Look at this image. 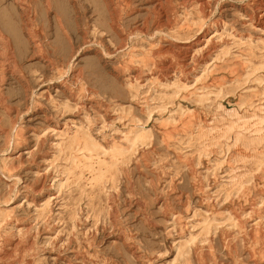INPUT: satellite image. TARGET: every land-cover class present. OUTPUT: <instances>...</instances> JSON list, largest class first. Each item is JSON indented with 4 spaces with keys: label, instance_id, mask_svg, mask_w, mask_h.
Listing matches in <instances>:
<instances>
[{
    "label": "rangeland",
    "instance_id": "374dc122",
    "mask_svg": "<svg viewBox=\"0 0 264 264\" xmlns=\"http://www.w3.org/2000/svg\"><path fill=\"white\" fill-rule=\"evenodd\" d=\"M262 13L0 0V264H264Z\"/></svg>",
    "mask_w": 264,
    "mask_h": 264
},
{
    "label": "bare ground",
    "instance_id": "6f19581e",
    "mask_svg": "<svg viewBox=\"0 0 264 264\" xmlns=\"http://www.w3.org/2000/svg\"><path fill=\"white\" fill-rule=\"evenodd\" d=\"M23 1V0H21ZM263 1V0H262ZM200 3V2H199ZM261 3V2H260ZM201 4V3H200ZM199 4V5H200ZM259 4V3H258ZM257 4V5H258ZM205 5V4H204ZM201 6H203L201 4ZM160 6H158L159 8ZM256 7V6H255ZM200 8V7H199ZM206 9V8H205ZM199 10V9H198ZM201 10V9H200ZM204 10V9H203ZM256 10V8H255ZM259 10V9H258ZM262 10V9H261ZM21 11L23 12L24 14V27L26 28V31L28 32V34L32 37H34V33L32 31V29H30V26H31V22H32V19L30 17V14L32 13V8L28 5L25 6V8H22ZM159 11V9H158ZM163 11V10H162ZM206 12V11H205ZM159 13V12H158ZM164 13V12H163ZM261 13V12H260ZM161 14V13H160ZM164 15V14H163ZM162 17V15H161ZM209 19V18H208ZM261 20L264 19V13H262L260 15V18ZM23 20V19H22ZM161 21V20H160ZM256 21V20H255ZM207 22V21H206ZM205 23V22H204ZM143 24V23H142ZM5 23L0 19V47L3 51L2 55L6 58L5 62L8 61V63L10 65H13L14 64V59L13 57H10V50H11V42H10V38L7 36V33H6V30H5ZM207 27V26H206ZM217 27V26H216ZM142 28V27H141ZM140 29V28H139ZM215 31V30H214ZM197 43V42H196ZM178 49V48H177ZM175 53V52H174ZM168 69V68H167Z\"/></svg>",
    "mask_w": 264,
    "mask_h": 264
}]
</instances>
